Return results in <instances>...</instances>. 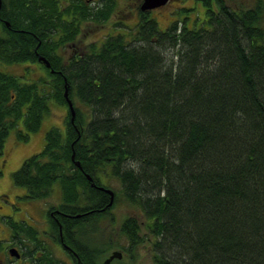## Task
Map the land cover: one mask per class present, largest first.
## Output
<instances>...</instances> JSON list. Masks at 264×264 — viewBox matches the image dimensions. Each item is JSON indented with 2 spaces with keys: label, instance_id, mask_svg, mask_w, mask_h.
Masks as SVG:
<instances>
[{
  "label": "trees",
  "instance_id": "1",
  "mask_svg": "<svg viewBox=\"0 0 264 264\" xmlns=\"http://www.w3.org/2000/svg\"><path fill=\"white\" fill-rule=\"evenodd\" d=\"M24 1H0L12 26H2L0 62L29 63L25 75L40 68L46 75L21 82L0 69V154L11 130L20 142L39 131L49 103L67 108L64 136L48 130L42 151L11 176L35 202L58 187L61 202L46 211L49 228L64 235L78 228L81 262L98 264L116 244L107 238L92 252L87 242L123 203L142 215L121 222L126 264L147 246L153 264H264V0H197L202 19H175L163 30L137 8L132 27L116 22L112 34L70 57L57 50L82 23H106L114 5L60 10ZM99 188L113 192L110 207ZM50 212L72 218L56 224Z\"/></svg>",
  "mask_w": 264,
  "mask_h": 264
},
{
  "label": "flooded vegetation",
  "instance_id": "2",
  "mask_svg": "<svg viewBox=\"0 0 264 264\" xmlns=\"http://www.w3.org/2000/svg\"><path fill=\"white\" fill-rule=\"evenodd\" d=\"M124 1L125 5L127 2H132L137 5L136 7L139 9L143 2V0ZM175 2L178 3L177 0H169L165 6L152 11L160 10ZM118 3V0H25L23 2L27 7L31 6L39 9L58 8L60 10L65 8H98L107 5H118ZM61 20L62 15L56 20L57 31L54 34L56 39H58V35H61L59 29L61 27ZM91 23L92 22L82 23L80 32L75 35V40L67 43L65 47L61 46L56 54L63 57H70L76 54H79V56L84 55L87 45L95 42V39H92V35L85 31ZM2 26H5L7 30H12V26L9 25L7 20L0 16L1 34ZM67 50L70 51V53L66 54ZM16 67L26 72L30 70L31 65L29 63L5 65L0 62V69L6 72H11V70ZM3 163L4 160L1 163L2 167L4 166ZM10 187L12 188V185H10ZM42 206L38 202L27 199L25 193L22 194L20 192H10L9 189H0V264H83L79 258L80 249L77 240L78 228H64L65 235L63 234L62 228H57L55 232V228H49L48 218L35 219L30 215L29 210L32 208L41 209L40 212L46 213L47 209ZM49 216L56 224L59 223V217L66 219L72 218L69 215H64L59 212H50ZM17 223H23L28 228H13V224ZM31 234L34 238L31 237ZM105 236V238H110L112 240L110 234ZM87 244L90 246L89 248L91 251L92 247L98 245L95 240H90ZM126 246V240L124 246H110V248L106 249L102 254V258L98 264H104L111 256L114 257L109 264H126L123 262L125 260L127 262L129 258L126 252ZM92 252L89 254L90 252L87 251L86 255L92 257Z\"/></svg>",
  "mask_w": 264,
  "mask_h": 264
},
{
  "label": "rangeland",
  "instance_id": "3",
  "mask_svg": "<svg viewBox=\"0 0 264 264\" xmlns=\"http://www.w3.org/2000/svg\"><path fill=\"white\" fill-rule=\"evenodd\" d=\"M118 5H114L115 11L111 18L103 24L91 23L86 28V32L92 35V39H99L105 35L112 34L113 26L116 22H120L125 24V26L132 27L138 21V12L137 5L132 2H127L124 4V0H118ZM139 1V0H135ZM175 3H171L167 5L165 8H162L157 11H152L149 13L151 19L158 23L159 29H166L167 26L176 20H180L183 17L189 18L188 21H192L196 14L203 17V10L200 5V2L197 0H177ZM236 2H247L253 4L254 0H235ZM184 9H188L186 13H182V16H178L180 11ZM184 15V16H183ZM70 53V51H66V54ZM13 74L19 78L21 82H34L35 79L41 73L45 74L43 69L36 70V76L32 72L28 75H25L21 68L16 67L8 72ZM25 76V77H24ZM32 77V78H31ZM50 113L45 116L41 127L38 132L30 134L29 139L26 142H20L17 139L15 130H11L6 138L3 149L0 155V189H9L10 192H20L22 194L25 191L19 187H16L12 184V174L16 172L22 165L23 161L32 155L38 154L42 151L44 147V137L48 130L55 128L60 131V133L64 136L65 127H66V112L67 108L64 106H59L55 103H49ZM4 160L3 167L1 166L2 161ZM12 185V188L10 187ZM111 188L119 191L121 185L116 180H112L109 185ZM17 191H16V190ZM41 204L45 209L56 207L61 202L60 191L57 186H54L53 194L47 198L46 200L36 201ZM41 209L32 208L29 210L30 215L35 219H46V213L40 212ZM109 216L107 219L101 220L95 224V230L93 234L94 240L98 243V248H102V245H105V235H111L112 241L118 246H124L125 240L121 237L122 235L119 232L122 220L127 216L141 217L142 215L140 211L132 206L123 203H117L111 210L108 212ZM102 231V233H101ZM145 232V228H142V235ZM105 238V239H104ZM145 248V247H144ZM124 263H128V260ZM129 264H153L152 253L150 252V247L147 246V249L138 250L136 260L134 262H130Z\"/></svg>",
  "mask_w": 264,
  "mask_h": 264
},
{
  "label": "water",
  "instance_id": "4",
  "mask_svg": "<svg viewBox=\"0 0 264 264\" xmlns=\"http://www.w3.org/2000/svg\"><path fill=\"white\" fill-rule=\"evenodd\" d=\"M168 2H169V0H143L142 4L140 6V10L142 12H149V11H152L154 9H158L160 7L165 6ZM38 62L40 64L44 65L47 68L50 67L49 62L43 56L38 55ZM64 97L66 99V102H67V105H68V108H69V111H70V114H71V121H73L75 113H74V110H73V104L68 99V88L66 86H65V91H64ZM71 159H72V161H74V154H72ZM74 164H75V166L80 168L79 162H75L74 161ZM87 179H88V181L92 180L89 176H87ZM92 186H93V184H92ZM99 189L104 191L106 194L109 195L110 202L107 205V207H110L112 205V202H113V192L111 190L104 189V188H99ZM75 217L78 218L79 215H77ZM113 257L114 256H111L109 259H107L104 264H109V262L113 259Z\"/></svg>",
  "mask_w": 264,
  "mask_h": 264
}]
</instances>
